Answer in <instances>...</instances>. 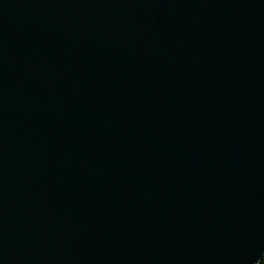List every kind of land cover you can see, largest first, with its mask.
<instances>
[{
	"label": "water",
	"instance_id": "95a60500",
	"mask_svg": "<svg viewBox=\"0 0 264 264\" xmlns=\"http://www.w3.org/2000/svg\"><path fill=\"white\" fill-rule=\"evenodd\" d=\"M264 0H0V264H261Z\"/></svg>",
	"mask_w": 264,
	"mask_h": 264
},
{
	"label": "trees",
	"instance_id": "16d2710c",
	"mask_svg": "<svg viewBox=\"0 0 264 264\" xmlns=\"http://www.w3.org/2000/svg\"><path fill=\"white\" fill-rule=\"evenodd\" d=\"M261 264H264V259H263V261H262V263Z\"/></svg>",
	"mask_w": 264,
	"mask_h": 264
}]
</instances>
